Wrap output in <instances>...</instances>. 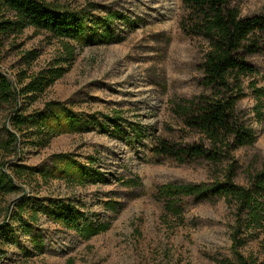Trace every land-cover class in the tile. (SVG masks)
<instances>
[{"label": "rangeland", "instance_id": "rangeland-1", "mask_svg": "<svg viewBox=\"0 0 264 264\" xmlns=\"http://www.w3.org/2000/svg\"><path fill=\"white\" fill-rule=\"evenodd\" d=\"M43 1L83 16L88 30L84 43L33 27L0 34V77L15 92L14 100L0 103V166L17 187L0 198V264L235 261L231 249L235 209L224 198L198 203L184 198L185 211L176 218L156 196V188L168 182H222L232 162L181 164L151 150L158 138L177 144L203 141L184 126L177 109L183 101L207 91L201 71L207 44L184 29L188 13L184 0ZM232 4L243 16L257 15L264 8V0H233ZM112 13L116 16L105 27L97 23ZM14 19V13L0 3V23ZM106 28L112 42L91 38L93 31L100 35ZM69 48L73 60L64 64L61 60ZM247 60L257 68L259 85L264 87V47ZM57 62L67 67L60 79L40 94H22L29 79L56 67ZM57 103L77 115L76 130L59 131L42 144L36 143L30 129L14 128V114L29 115ZM253 105L251 96L239 103L241 119L254 130L255 143L231 153L237 168L235 182L245 188L252 187L253 175L264 171V120H254ZM7 131L16 139L6 149ZM67 158L85 165L95 176L78 184L32 176L27 169H22V177L15 174L19 166L54 171ZM130 179H139L140 184L129 185ZM55 200L70 203L88 221L108 223L109 228L83 239L41 212L40 207ZM21 202L28 232L15 218ZM32 211L38 212L36 221ZM239 251L249 262L264 264V229L248 237Z\"/></svg>", "mask_w": 264, "mask_h": 264}, {"label": "trees", "instance_id": "trees-1", "mask_svg": "<svg viewBox=\"0 0 264 264\" xmlns=\"http://www.w3.org/2000/svg\"><path fill=\"white\" fill-rule=\"evenodd\" d=\"M183 2L188 8L187 17L183 21L184 29L201 37L207 44L201 63L202 83L207 91L183 101L177 109L184 126L197 132L205 142L177 144L158 138L151 150L156 156L170 158L181 164L204 160L222 166L225 160L231 159L232 162L225 171L222 182H168L156 188V196L163 202L165 211L176 218L183 216L184 198H193L196 203L224 198L235 209V225L231 233V249L235 261L227 260L226 264H254L243 257L239 250L248 237L264 229V171L252 176L251 188L239 185L235 182L237 168L231 153L239 147L253 146L255 143L254 130L241 119L243 110L239 103L251 96L254 101L251 109L254 120H264V87L259 85L257 68L247 60V56L260 52L264 47V8L257 15L243 16L240 9L232 4L233 0ZM0 3L15 15L13 21L0 23V34L21 32L26 27H33L47 31L55 37L85 42L83 38L88 27L84 17L75 12L54 9L43 0H0ZM115 16L114 13L108 14L97 23L105 27L104 23ZM95 32L90 35L93 40L112 42V35L107 28L100 35H94ZM72 60L73 52L69 48L67 57L61 61L70 64ZM59 64L57 62L56 67L29 79L21 89L22 94H40L60 79L67 67ZM14 98L15 92L12 91L11 84L4 77H0V103H7ZM61 106L57 103L29 115L14 114L13 126L17 130L30 129L36 143L47 144L59 131L78 128L77 115L60 108ZM7 135L9 143L6 149L16 139L15 134L9 131ZM44 136L45 140L42 139ZM55 168L54 171H49L19 166L15 174L22 177V169H27L32 176L43 179L53 176L78 184H84L95 176L85 165L69 158L61 167ZM127 183L135 186L140 181L130 179ZM16 190L13 179L0 166V198ZM106 204L109 208L114 207L112 203ZM24 208V202L18 204L15 218L21 223L22 230L28 232L30 225L24 223L21 216ZM40 210L49 219L66 229L76 231L85 240L109 228L108 223L88 221L83 212L63 200H55L45 208L40 207ZM31 216L32 221H36L38 212L32 211ZM2 228L0 226V231Z\"/></svg>", "mask_w": 264, "mask_h": 264}]
</instances>
